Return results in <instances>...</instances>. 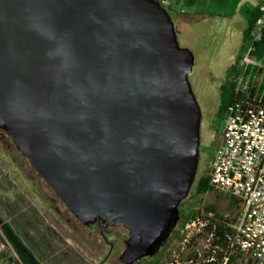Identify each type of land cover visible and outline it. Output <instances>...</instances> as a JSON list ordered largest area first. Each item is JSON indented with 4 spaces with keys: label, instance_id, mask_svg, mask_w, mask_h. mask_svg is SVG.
<instances>
[{
    "label": "water",
    "instance_id": "water-1",
    "mask_svg": "<svg viewBox=\"0 0 264 264\" xmlns=\"http://www.w3.org/2000/svg\"><path fill=\"white\" fill-rule=\"evenodd\" d=\"M193 52L157 0H0V128L123 264L179 220L199 160Z\"/></svg>",
    "mask_w": 264,
    "mask_h": 264
},
{
    "label": "rangeland",
    "instance_id": "rangeland-1",
    "mask_svg": "<svg viewBox=\"0 0 264 264\" xmlns=\"http://www.w3.org/2000/svg\"><path fill=\"white\" fill-rule=\"evenodd\" d=\"M258 1L172 0L170 5L173 18L179 12H189L193 18L192 42L188 45L186 36L178 31L177 38L181 46L193 52L194 63L188 79L202 112L196 177L206 174L220 142L223 115L219 112V88L230 77L237 46L242 50L249 45L245 33ZM209 12L230 17L213 22L209 16L201 19L198 16ZM252 58L264 64V42L257 45ZM0 156V227L6 223V236L0 231V264H123L119 254L125 248L128 229L112 226L113 247H109L100 238L97 226L83 225L69 212L1 128ZM206 204L214 205L219 215L231 220L238 210L227 195L216 190L204 194L192 192L179 206L181 210L199 211ZM182 228L179 218L159 249L133 264H146L157 258L165 264L175 258L179 264H190L185 262L190 245L181 249Z\"/></svg>",
    "mask_w": 264,
    "mask_h": 264
},
{
    "label": "built area",
    "instance_id": "built-area-1",
    "mask_svg": "<svg viewBox=\"0 0 264 264\" xmlns=\"http://www.w3.org/2000/svg\"><path fill=\"white\" fill-rule=\"evenodd\" d=\"M157 1L170 10L172 0ZM249 41L240 50L232 99L222 114L220 142L206 171L210 186L234 197L238 210L220 235L216 222L225 216L213 211L199 210L184 224L181 249L191 247L186 263L264 264V64L252 58L257 45L264 42V0L249 30ZM217 250L222 253L220 261ZM179 262L175 258L167 263Z\"/></svg>",
    "mask_w": 264,
    "mask_h": 264
},
{
    "label": "trees",
    "instance_id": "trees-1",
    "mask_svg": "<svg viewBox=\"0 0 264 264\" xmlns=\"http://www.w3.org/2000/svg\"><path fill=\"white\" fill-rule=\"evenodd\" d=\"M258 15H259V10L252 12V16L250 19V26L246 30V33H245V36H247L248 38H249V30H250L251 26L253 25V23H254V21ZM238 58H239V56H238ZM238 58H237V60H238ZM237 60L230 67V77H228L225 80V82L220 85V88H219V100H220L219 101V112L222 114L232 99L233 89L235 86V78L238 74ZM0 159H2V156H0ZM214 191L215 190L209 184L207 174H201L195 178L193 185H192V188L190 190V193L193 192L194 194H204L206 192H214ZM227 197L231 201L232 204L238 206V201L234 197H232L230 195H227ZM203 209L205 212L213 211L217 216L223 217V215L218 214L216 207L212 204L204 205ZM196 212L197 211H194V210H188V211H185L183 209L181 210L180 206H179L180 226H184V224L187 221H189L191 218L194 217ZM229 220L230 219H228L227 217H224V220L222 222L221 221L216 222V234L217 235L222 234V231L224 229H226L225 222L229 221ZM218 241L221 242V240H218ZM190 256H191V253L190 252L187 253L186 257H185V261L189 260ZM215 256L217 257L218 261H220L222 253L219 250H217L215 253ZM193 262L194 263L197 262V259L194 258ZM146 264H165V263H162L160 261V259L157 258V259H154L150 262H146ZM167 264H170V263H167ZM203 264H208V263L204 262Z\"/></svg>",
    "mask_w": 264,
    "mask_h": 264
},
{
    "label": "crops",
    "instance_id": "crops-1",
    "mask_svg": "<svg viewBox=\"0 0 264 264\" xmlns=\"http://www.w3.org/2000/svg\"><path fill=\"white\" fill-rule=\"evenodd\" d=\"M262 1L263 0H259L258 1V3L256 4V7L252 10V12L259 10V5H260V3ZM181 11H183V10H181ZM198 16H199L200 19L209 16V18L214 20L213 22H218L216 20H222V19H225L227 17H230L226 13L221 14V13H218V12H209L208 14H206V13L205 14H199ZM174 20H175L174 23H175L176 31H178L180 33H183L186 36V42L189 45L190 42H192V37H190V36L192 35V32H193L192 22H191L193 20V18H192L191 13H189V12L174 13ZM202 29H205L204 26L202 27ZM203 32H205V31H203ZM236 49L238 51V52L236 51V55H237L236 56V60H237V58H238V56L240 54L241 47L239 48V46H237Z\"/></svg>",
    "mask_w": 264,
    "mask_h": 264
},
{
    "label": "flooded vegetation",
    "instance_id": "flooded-vegetation-1",
    "mask_svg": "<svg viewBox=\"0 0 264 264\" xmlns=\"http://www.w3.org/2000/svg\"><path fill=\"white\" fill-rule=\"evenodd\" d=\"M168 12H169V14H171L170 13V10H168ZM171 16V15H170ZM171 18L173 19V21L175 22V20H174V18L171 16ZM201 134H202V126H200V139H201ZM11 139V138H10ZM14 175H15V177L17 176V174L16 173H14ZM40 197V196H39ZM40 199H42L41 197H40ZM43 200V199H42ZM42 200H39L41 203L43 202ZM40 203V204H41ZM44 203V202H43ZM0 219H2V216L0 215ZM178 223V222H177ZM176 223V224H177ZM91 225H95V226H97V228H98V234H99V236H100V238L105 242V243H107L108 245H109V247H113V242L112 241H110V238H111V236H112V226L111 227H107V228H103L102 227V224H101V222L100 221H97V222H95L94 224H91ZM0 231H1V234H3V235H5L6 236V234H5V231H6V223L5 224H2L1 225V227H0ZM126 241V240H125ZM111 248H110V250L109 251H107V253H106V255H105V257L106 256H108L109 254H110V252H111ZM121 253V252H120ZM120 255V254H119ZM104 257V258H105Z\"/></svg>",
    "mask_w": 264,
    "mask_h": 264
}]
</instances>
